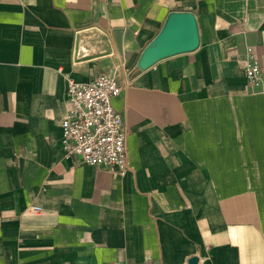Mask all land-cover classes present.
<instances>
[{"label": "crops", "instance_id": "1", "mask_svg": "<svg viewBox=\"0 0 264 264\" xmlns=\"http://www.w3.org/2000/svg\"><path fill=\"white\" fill-rule=\"evenodd\" d=\"M172 12L199 47L141 69ZM247 47L264 82V0H0V264H264ZM114 72L124 176L62 145L66 77Z\"/></svg>", "mask_w": 264, "mask_h": 264}, {"label": "built area", "instance_id": "2", "mask_svg": "<svg viewBox=\"0 0 264 264\" xmlns=\"http://www.w3.org/2000/svg\"><path fill=\"white\" fill-rule=\"evenodd\" d=\"M245 75L252 91L264 90L261 67L252 47H247ZM68 110L62 122V145L67 158L79 157L90 166L111 165L121 176L128 172L127 135L123 117L113 98L122 92L114 73H104L90 83L66 77ZM36 213L38 206L30 209Z\"/></svg>", "mask_w": 264, "mask_h": 264}, {"label": "water", "instance_id": "3", "mask_svg": "<svg viewBox=\"0 0 264 264\" xmlns=\"http://www.w3.org/2000/svg\"><path fill=\"white\" fill-rule=\"evenodd\" d=\"M200 45L197 18L189 12H172L157 37L146 47L139 61L143 70L158 61L196 50ZM193 258L190 264H197Z\"/></svg>", "mask_w": 264, "mask_h": 264}]
</instances>
